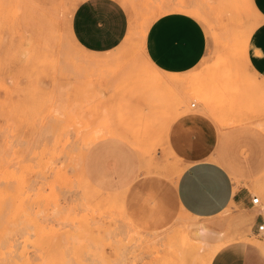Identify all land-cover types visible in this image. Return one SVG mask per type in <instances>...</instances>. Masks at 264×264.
I'll list each match as a JSON object with an SVG mask.
<instances>
[{
	"label": "rangeland",
	"instance_id": "1",
	"mask_svg": "<svg viewBox=\"0 0 264 264\" xmlns=\"http://www.w3.org/2000/svg\"><path fill=\"white\" fill-rule=\"evenodd\" d=\"M78 1L0 0V264H208L213 248L237 242L264 258L255 208L231 203L212 217L178 212L170 221L161 212L184 166L165 142L177 117L201 113L219 132L264 129V79L251 73L246 58L258 23L252 0H119L129 27L106 53L86 52L74 39L70 20ZM179 2L200 7L206 19L200 21L206 52L189 73L210 107L195 96L199 89L146 78L147 71L160 72L142 50L147 21ZM170 105L179 115L167 126ZM97 130L101 138L136 140L143 171H152V199L142 196L144 182L92 194L81 168L86 141ZM232 178L264 204V166L247 181ZM199 223L220 231V240L188 239Z\"/></svg>",
	"mask_w": 264,
	"mask_h": 264
},
{
	"label": "crops",
	"instance_id": "2",
	"mask_svg": "<svg viewBox=\"0 0 264 264\" xmlns=\"http://www.w3.org/2000/svg\"><path fill=\"white\" fill-rule=\"evenodd\" d=\"M252 2L258 23L248 39L247 65L251 73L264 79V0ZM204 20L191 11H173L158 17L145 34L142 48L145 57L162 71L193 75L189 71L206 52V33L200 23ZM128 27L129 14L119 0H79L71 14V33L86 52L112 51L123 42ZM177 111L175 105L167 107V126L179 115ZM129 141L132 145L123 139L106 137L91 144L82 159L83 172L90 185L109 193L147 183V193L142 196L147 194L152 199V171L145 174L143 155L137 153L139 149L133 143L136 140ZM167 141L184 166L175 171L177 177L170 195L162 202L165 221L178 212L212 217L231 203L240 209L255 207L248 185L236 186L232 175L246 180L262 169L264 129L241 125L219 132L208 116L185 113L170 125L168 138L165 135ZM242 150L248 151V157H242ZM263 214H257L258 224L264 222ZM149 215L152 217V208ZM209 264H264V258L257 248L237 242L221 245Z\"/></svg>",
	"mask_w": 264,
	"mask_h": 264
},
{
	"label": "bare ground",
	"instance_id": "3",
	"mask_svg": "<svg viewBox=\"0 0 264 264\" xmlns=\"http://www.w3.org/2000/svg\"><path fill=\"white\" fill-rule=\"evenodd\" d=\"M191 2V1H190ZM1 7V6H0ZM167 8V7H166ZM173 11H178V12H184V11H191V12H194V13H197L198 15L202 16L204 19V14L202 13L200 7L196 6V5H190V4H186L184 2H179V3H175L172 7L164 10V9H160L157 11L156 14L153 15L152 18H149V20L147 21L148 22V26L151 22L155 21L158 17L168 13V12H173ZM207 12V11H206ZM10 13V12H9ZM153 13V12H152ZM209 20V19H208ZM147 25V24H146ZM257 25V24H256ZM255 25V26H256ZM147 26V27H148ZM254 27V26H253ZM157 28V27H156ZM252 28V27H251ZM249 28V29H251ZM249 29L247 32H249ZM251 32V31H250ZM153 34V33H152ZM247 34V33H246ZM152 36V35H151ZM151 38V37H150ZM153 41V40H152ZM156 65V64H155ZM159 67V66H158ZM160 70V69H159ZM145 75V74H143ZM195 74L193 75H184V76H180L179 74H174V73H171V72H166L165 71H162L160 70V72H154V71H147L146 72V78L149 80V81H154V82H157L159 83L160 85H164L166 88H169V86L173 87V88H176L178 85H184L185 87H187L186 89L187 90H191V89H199L197 91V94L195 96L198 97V99L200 101H202L201 103H204L202 105H204V107H210V104L209 103V99H208V96H207V92L206 90H203L202 89V85H200V81H197V78H193L192 76H194ZM142 76H140L139 78H141ZM145 77V76H143ZM136 79V78H135ZM131 81V80H130ZM133 81V80H132ZM128 83V82H127ZM126 83V84H127ZM123 87H124V83H122ZM121 87V86H120ZM179 87V88H180ZM184 87V88H185ZM183 88V90H184ZM122 89V87H121ZM119 89V90H121ZM181 90V89H180ZM181 92V91H180ZM170 93H171V90H170ZM185 93V92H184ZM174 94V93H173ZM179 94V93H178ZM183 94V93H182ZM101 95V94H100ZM176 95V94H174ZM173 95V96H174ZM180 95V94H179ZM172 96V95H171ZM181 96V95H180ZM176 97V96H175ZM177 98V97H176ZM182 101V100H181ZM114 104V103H113ZM177 105L179 104V101L177 100ZM213 104V103H212ZM176 106V105H175ZM212 106V105H211ZM92 107V106H91ZM114 111V110H113ZM112 111V112H113ZM215 112V111H214ZM111 115V114H110ZM113 119V118H112ZM116 119V118H115ZM88 122V121H87ZM106 124V123H105ZM116 125H118L116 122H115ZM119 126V125H118ZM99 127V126H98ZM83 129V128H82ZM101 130V129H100ZM104 130V129H103ZM108 130V129H107ZM107 130H106V134H107ZM93 131V130H92ZM105 131V130H104ZM109 132H112V131H109ZM117 135L121 136L123 134L119 133V132H115ZM114 133V134H115ZM121 134V135H120ZM104 133L103 131H94V133L92 132V135H89V138L88 140L86 141V147L88 148V146H90L91 144H93L94 142H96L97 140H99L101 138V136H103ZM108 135V134H107ZM84 141V140H83ZM83 143V142H82ZM133 143L135 144L136 146V142L133 141ZM138 148V147H137ZM139 149V148H138ZM81 173L84 177V172H83V169L81 168ZM91 187L90 189L92 190V194L94 196H96V194H101L102 191L97 189L96 187H92V186H89ZM91 194V195H92ZM89 196V195H88ZM104 199L107 200V198H105V196L103 197ZM118 202H119V206H121L122 208V198L119 196L118 197ZM106 203V202H104ZM120 208V207H119ZM120 208V209H121ZM255 212L256 213H264V204H256L255 205ZM122 210V209H121ZM124 213V212H122ZM124 215V214H123ZM264 215V214H263ZM125 215H124V218L125 219ZM126 221V220H125ZM127 222V221H126ZM130 224V223H129ZM133 225V224H131ZM135 226V225H134ZM137 228V227H136ZM139 229V228H138ZM134 232V231H133ZM191 236H188V239H194L196 240L197 242H201V241H204V240H207V239H213V240H217L219 241L220 238H221V232L220 231H212L210 230L209 228H207L203 223H199L198 225H196V227H193L192 229V232H191ZM134 235H139V234H135L134 232ZM143 236V235H142ZM133 239V236L130 237V240ZM248 240V239H247ZM184 241V240H183ZM182 241V242H183ZM189 240L185 239V242H188ZM251 241V240H250ZM135 242V241H134ZM160 242V241H159ZM252 242V241H251ZM255 242V241H253ZM181 244V242H180ZM151 245V244H150ZM220 247L217 246L215 248L212 249V253L210 255V258H209V261L211 259V257L213 256V254L218 250V248ZM209 261H208V264H209ZM11 264V263H10Z\"/></svg>",
	"mask_w": 264,
	"mask_h": 264
},
{
	"label": "built area",
	"instance_id": "4",
	"mask_svg": "<svg viewBox=\"0 0 264 264\" xmlns=\"http://www.w3.org/2000/svg\"><path fill=\"white\" fill-rule=\"evenodd\" d=\"M194 105H195L194 103L191 104V106H194ZM251 203L253 205L258 204L259 198L257 196H251ZM256 233L259 237L264 239V222L263 221L256 226Z\"/></svg>",
	"mask_w": 264,
	"mask_h": 264
}]
</instances>
